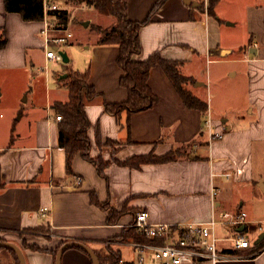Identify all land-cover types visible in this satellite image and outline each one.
<instances>
[{"label": "crops", "instance_id": "1", "mask_svg": "<svg viewBox=\"0 0 264 264\" xmlns=\"http://www.w3.org/2000/svg\"><path fill=\"white\" fill-rule=\"evenodd\" d=\"M155 1L127 0L128 18L144 20ZM227 1L218 0L215 16H208L183 0H165L163 7L152 14V20L139 29L141 52L133 57L144 60L159 52L163 59L180 62L181 72L198 82L191 90L206 100L213 130L222 132L221 138L210 139L204 124L207 112L203 117L200 110L186 107L159 65L153 66L148 75V84L157 100L150 109L131 115L130 130L125 127L126 112L117 120L103 111L101 97L85 103L84 110L91 123L90 155H100L108 162L104 169L107 183L94 165L79 154L72 163L73 174H66L64 149L57 144V120L52 107L55 102L67 100L65 89L57 87V97L48 95L44 111L29 115L27 133L16 129L12 115L4 118L0 114V174L5 184L0 188V238L18 245L25 264H54L55 259L50 251H32L22 246L23 239L46 250H55L65 241H81L101 255H108L109 249L118 253L122 262L118 247L126 244L120 238L140 210L146 211L151 224H170L206 221L213 212L241 209L247 213L248 222L239 231L253 239L254 244L264 243V238L254 242L264 233V220L252 219L241 196L243 188L256 197L264 196V173L253 166V151L264 145V0H230L234 2L231 8L235 13L243 15L245 41L250 50L248 53L243 49L235 56L225 35L235 26L236 19L219 7ZM226 17L230 19L227 23ZM109 20L102 26L111 25L113 20ZM44 25L43 20L23 21L18 13L6 12L0 0V33L4 29L7 38L6 46L0 48V69H21L27 59L32 63L29 50L42 47L39 33ZM94 36L93 40L81 42L86 52L82 69L78 70L89 68L88 82L95 90L107 102L120 103L127 96L119 82L122 69L116 64L118 47L99 45L97 34ZM229 53L239 69H228L226 74L236 76L240 72L245 77L246 105L243 109L217 111L209 95L197 93L199 87H208L207 78L202 77L199 69L211 61L225 63ZM32 82L36 85V76ZM19 114V118L23 117L22 112ZM96 123L101 141L109 138L121 144L114 153V158L120 161L150 152L160 156L188 143H193V148L186 156L166 163H144L138 169L119 166L111 158V147L97 143ZM235 169H241L242 173L236 174ZM226 172L232 173L230 179L224 177ZM215 190L217 194L212 197ZM92 191L99 201L108 200L117 210L127 204L128 211L117 223L108 224V212L90 202ZM43 207L47 208L45 218L39 214ZM217 232L220 236L227 235L222 227ZM227 246V242H219V247L226 251ZM134 253L133 259L137 254ZM0 264H14L12 254L0 251ZM60 264H91V261L81 248L70 247L63 251ZM218 264H264V247L254 256Z\"/></svg>", "mask_w": 264, "mask_h": 264}, {"label": "trees", "instance_id": "2", "mask_svg": "<svg viewBox=\"0 0 264 264\" xmlns=\"http://www.w3.org/2000/svg\"><path fill=\"white\" fill-rule=\"evenodd\" d=\"M53 2H74L83 6L94 8L98 13L109 16L113 23L107 27H101L99 25H92L91 28L95 30L98 38L96 43L99 45L113 44L118 47V55L116 57V64L122 69V74L119 77L121 86L126 89L127 98L120 103L107 102L105 98L98 93L93 85L88 82L89 68L83 71L78 69L69 70L64 66L61 73L55 75V82L57 87L63 88L67 91V100L65 102H55L52 107L56 116H61V119L57 121L56 128L58 129L57 144L58 147L64 149L65 171L66 174L72 175V163L74 157L79 154L82 159L92 163L96 168L97 174H99L107 183V176L104 174V169L107 167L104 158L100 155L93 157L90 155L91 143L89 140L88 132L90 130L91 123L85 113V103L89 100H93L96 97L102 98L103 111L113 115L117 120L121 113L126 112L125 127L130 130L129 121L132 114L143 110L150 109L156 102L157 95H155L148 84V75L150 69L159 65L164 73H166L168 79H170L177 94L182 99L186 107L190 109H198L202 113L203 117L207 112V102L198 95L196 96L191 87L194 86L195 80L189 76L184 75L181 72L180 62L174 60L163 59L159 52L150 54L144 60L133 59L135 54L141 52L139 29L150 22L153 13L157 12L163 7L165 0H156L151 7L146 18L142 21L131 20L127 15V0H51ZM206 7L199 3L197 9L208 16H215L214 7L218 0H208ZM3 8L6 12H16L20 15L23 21H40L44 17V7L42 6V0H3ZM48 17L51 22H54L60 26H67L69 12L66 7H60L55 10L48 11ZM7 38L5 36V30L2 29L0 33V48L6 46ZM62 73H67L64 78H59ZM96 136L99 146L111 147V153L113 161L119 166H126L129 168L140 167L144 163L160 162L166 163L168 161L176 160L177 158L186 156L189 147H192L193 143L184 144L180 147H174L168 151V153L157 156L153 152L148 154H139L137 156L128 157L125 160H118L114 158V153L118 150V142H115L109 138L101 141L99 131L96 123ZM186 152V153H185ZM4 179L0 174V188L3 187ZM90 202L99 206L101 209L107 211L106 220L108 224H115L119 221V218L128 211L127 204H123L120 210L115 209L106 201H99L95 192H90ZM37 230V228L35 229ZM132 238L135 241L150 242L144 234H139L135 229L127 227L124 229L121 240ZM5 240L1 237L0 242ZM22 246L29 248L30 250H37L41 252L50 251L55 259L56 251L61 244L57 246L55 250L42 249L36 244H28L25 239L22 240ZM262 245V244H261ZM5 250L12 254L14 258V264H20L16 253L8 247H0V251ZM82 250V249H81ZM83 251V250H82ZM108 255H101L96 251L100 264H117L121 259L118 253L111 251ZM85 252V251H84Z\"/></svg>", "mask_w": 264, "mask_h": 264}, {"label": "rangeland", "instance_id": "3", "mask_svg": "<svg viewBox=\"0 0 264 264\" xmlns=\"http://www.w3.org/2000/svg\"><path fill=\"white\" fill-rule=\"evenodd\" d=\"M199 2H202L204 7H206L209 1L199 0ZM56 3L58 6L66 7L69 12L67 26L73 33L74 38L70 42V44H73L61 45L59 50L66 52L70 61L67 63L61 60L46 61L42 45L41 48L29 50V58H31L32 63L27 59L25 67L21 69H0V114L4 118L12 115V121H16V129H22L26 133L30 131L29 115H39L44 111L48 95L57 97L55 94L58 90L55 83V75L61 73L64 66L68 67L69 70L82 69L80 65L84 60L83 55L86 51H84L81 42H87L88 39L93 40L92 38L96 35L95 30L91 26L93 24L107 25L110 21L109 16L100 14L87 5L83 6L72 1ZM233 4V1L228 0L225 5L219 4V7L221 12L229 13L230 16L236 19L235 26L225 35L228 45L233 48V56H235L240 54L243 49L248 53L250 50L246 46L247 31L243 24V15L235 13L233 8H231ZM214 9L217 10L216 6ZM229 20L226 17L224 22L227 23ZM86 21H89L87 27L84 26ZM231 56L232 54H227L226 59L223 58L226 60L223 64H215L211 61V64L203 63V68L199 69V71H202V77L207 78L208 87H199L197 93L203 96L209 95L213 99L212 104L217 111H224V109L225 111H231L235 107L243 109L246 105V98L243 92L245 77L240 72L236 76H231L229 73L226 74L228 69H239V66L230 59ZM40 68H43V70H39ZM196 72L198 73L197 68ZM34 76H36V85L32 82ZM50 111L53 112L52 110ZM20 112L23 115L21 118H19ZM191 148L193 146L186 151L191 150ZM253 152L254 168L258 172L263 171L264 173V145ZM241 196L246 200V210H250L252 219L264 220V196L256 197L249 192L248 188L241 190ZM118 248L122 251L123 261L120 264H129L128 262L134 260L135 253L128 246L125 245Z\"/></svg>", "mask_w": 264, "mask_h": 264}, {"label": "built area", "instance_id": "4", "mask_svg": "<svg viewBox=\"0 0 264 264\" xmlns=\"http://www.w3.org/2000/svg\"><path fill=\"white\" fill-rule=\"evenodd\" d=\"M45 22L40 31L45 60H61L59 52L61 45H68L74 38L68 26H60L51 22L48 11L60 8L56 1L42 0ZM39 70H43L40 68ZM204 124L210 133V139L222 137V132L213 130L210 113L207 112ZM59 121L61 116H56ZM236 174H241V169H235ZM230 179L231 172L223 174ZM217 190L212 192L215 197ZM42 218L47 217V208L40 209ZM206 221H185V223H155L151 224L144 210L134 214L128 227L135 229L139 234H144L150 242L135 241L132 238L122 241L137 254L129 264H218L219 261H230L234 258H248L256 255L263 249L264 243L254 244L247 234L239 231L248 222V215L244 210L218 211L212 213ZM222 227L227 235L220 236L217 228ZM260 230V227H259ZM228 243L227 251L219 247V242ZM262 244V245H261ZM235 250H247V254L236 253ZM122 263L121 260L117 263Z\"/></svg>", "mask_w": 264, "mask_h": 264}, {"label": "water", "instance_id": "5", "mask_svg": "<svg viewBox=\"0 0 264 264\" xmlns=\"http://www.w3.org/2000/svg\"><path fill=\"white\" fill-rule=\"evenodd\" d=\"M183 2L185 4H191L193 7H198L199 6V2L197 1H192V0H183ZM89 24V21H86L84 22V26L87 27V25ZM62 55V62L64 63H67L69 61V57L67 55L66 52H63V51H59ZM67 76V73H62L59 78H64ZM198 82H196L194 84V86L197 85ZM264 238V233L262 235H260L254 242L255 243H258L260 242L261 240H263ZM8 247L10 249H12L17 257H18V260H19V263L20 264H25L24 263V257H23V253H21V250L20 248L18 247V245H15L14 243L12 242H9V241H6V240H3L0 242V247ZM70 247H76V248H81L83 251H85L89 258H90V261H91V264H100L99 262V259H98V256L96 255V252L93 251L91 248H89L85 243L81 242V241H65L63 242V244L60 245V247L57 249V253H56V256H55V260H54V264H60V261H61V258H62V255H63V251L67 248H70Z\"/></svg>", "mask_w": 264, "mask_h": 264}]
</instances>
